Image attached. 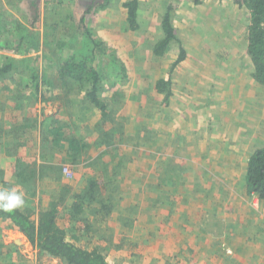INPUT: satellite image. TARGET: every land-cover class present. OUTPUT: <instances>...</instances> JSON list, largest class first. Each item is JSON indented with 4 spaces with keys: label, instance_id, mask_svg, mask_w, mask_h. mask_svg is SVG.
Instances as JSON below:
<instances>
[{
    "label": "rangeland",
    "instance_id": "1",
    "mask_svg": "<svg viewBox=\"0 0 264 264\" xmlns=\"http://www.w3.org/2000/svg\"><path fill=\"white\" fill-rule=\"evenodd\" d=\"M34 1L0 0L1 41L24 37L26 54L32 35L50 45L16 56L30 59L13 65L24 74L0 75V129L9 128L0 134V146L9 150H0V169L10 187L25 192L24 209L48 210L69 187L58 225L71 241L98 250L110 264H264V201L248 195L246 183L249 161L264 148V98H237L242 109L232 110L239 111L238 121L255 119L258 131L231 136L224 125L214 127L215 116L200 108L206 88L199 84L200 62L193 59L198 46L187 47L190 55L176 67L183 43H173L164 56L154 53L164 38L165 10L150 17L152 0L140 1L137 31L125 6L131 0ZM88 28L105 43V56L97 54L98 61L85 40ZM3 53L0 68L6 66ZM113 55L124 71L109 67ZM72 58L102 70L104 112L89 98L92 81L60 76V67ZM159 81L170 82L168 100L156 86ZM23 100L25 124L31 127L24 133L10 119L20 115L16 110ZM20 145L29 152L14 151ZM67 150L75 161L67 164L72 177L53 180L59 170L50 172L49 165L55 166L57 156L68 159ZM16 153L33 170L17 179ZM97 178L111 183L109 189L97 192L87 214L73 220L64 207ZM0 264L66 263L43 254L10 221L0 219Z\"/></svg>",
    "mask_w": 264,
    "mask_h": 264
},
{
    "label": "trees",
    "instance_id": "2",
    "mask_svg": "<svg viewBox=\"0 0 264 264\" xmlns=\"http://www.w3.org/2000/svg\"><path fill=\"white\" fill-rule=\"evenodd\" d=\"M141 0H131L130 2L126 3V8L128 9V19L130 23V27L133 31H137L139 28L138 25V10L140 6ZM34 3H37V0L34 1ZM95 1H93L92 4H94ZM242 4L250 11L251 13V25L249 28V54L252 58V61L255 66V73L254 78L264 86V0H244ZM107 5H99L100 10H104ZM174 6L173 4L169 8V10H173ZM92 10L86 11L85 15H83V18L80 20V23L83 25L87 21V16L90 14ZM70 14V13H69ZM171 14L165 15V19L162 24V29L164 33V38L157 44L156 49L154 53L157 56H164L170 49L171 45L175 42L178 43L181 46L180 40L178 39L175 28L173 25V18L170 16ZM68 17L71 18V20H74L73 15H68ZM4 21V22H3ZM1 22V29L4 28L5 20ZM57 25V24H56ZM52 28V27H51ZM49 29V28H48ZM47 35V34H46ZM10 36V34H9ZM48 36V35H47ZM3 37L0 31V38ZM18 39L17 40L15 39ZM31 39V46L30 51L28 52H38L40 50L41 44H44V46H50L47 42V39L41 41V38H39L37 35L30 36ZM85 40L87 45L90 43L92 50L90 51V54L93 55L95 60L98 61L99 57L97 54L102 58L105 56V50L104 46L105 43L101 40L93 38L92 32L90 28L85 29ZM23 41L24 37H16L12 36L10 39L4 41L0 40V50L4 51V55H2L1 60L2 62H5L6 66L3 68H0V75H7L12 72H22L23 74L25 71L23 69H14L13 65L19 64L22 65V63H25L27 61H30V59L22 58L17 59L16 56H22L27 55L26 52L23 53ZM13 44L16 45V47H11L9 49V45L11 46ZM88 51V50H87ZM89 52V51H88ZM8 53V54H6ZM9 54H12L13 56H9ZM87 55V54H86ZM186 51L183 47L180 49V54L178 57L177 62L174 64L173 67H176L179 63L183 62L186 58ZM87 58V57H85ZM39 62V57H35V62ZM111 69L112 67L120 68L118 63V58L113 55L109 58ZM63 67H60L59 74L63 78H69L79 81H92L93 87L91 92H89V98L98 107H100V110L104 112V106L99 98V93L102 92V81H103V73L97 69L100 68H89L87 60H80L78 61L75 58L67 59L65 63L62 65ZM124 71V69H122ZM38 79V80H37ZM34 80L36 81L37 88H39V78L36 75ZM49 85L50 82H48ZM21 85V84H20ZM45 85H47L45 83ZM170 82L168 81H159L157 82L156 86L160 93L166 94V99L168 100L172 93L170 91L168 92ZM19 88V86L17 87ZM21 91L20 89L15 90ZM18 109L16 110L18 113H20L19 116H11L14 120V123L17 125L15 128H18V132L24 131L26 129H30L31 127L27 126L25 122L26 119V110L27 105L25 100L19 103ZM28 105H30V101L28 102ZM23 121V122H22ZM19 122V123H18ZM7 128V127H6ZM9 129V128H8ZM8 129H0V134L5 135V131ZM8 136H12L11 133L8 131ZM18 136H21L18 134ZM30 144V143H28ZM4 145V144H3ZM27 144L25 143V146ZM24 146V148H25ZM0 150L3 153H7L9 151L8 147H4L5 149H2V146H0ZM23 148V149H24ZM19 150H22V146H15L14 151H16L19 154ZM29 152L28 150H25L23 152ZM16 153V154H17ZM68 155V159H59L58 156L55 157V166H51L50 172L58 171V176L55 173V175H52L53 180L56 178V180L61 181L64 176V168L69 167L68 165L71 164V166L75 163L74 159L72 158L73 152L72 150L66 151ZM14 155V157H17V160L15 163L16 169L15 172L16 175L13 177L15 179L19 177H23L27 174L28 170H32V168H28V166L23 163L22 160L18 159L19 155ZM43 156V155H42ZM30 160V159H28ZM68 164V165H67ZM74 166V165H73ZM248 171H247V193L248 195H253L256 198H259L261 201H264V148L257 150V152L253 155L251 160L249 161L248 165ZM40 169H44V166H38ZM36 169V168H35ZM37 170V169H36ZM41 173V172H40ZM42 175V173H41ZM40 175V176H41ZM6 175L4 173V170L0 169V186H7L10 187L8 182L6 181ZM111 183H106L103 180H99L98 178L93 180H89L86 185V192L81 195H76L77 201L73 202L69 206H65L64 209H67V211L71 214V218L73 220H77L78 215L80 214H87V211L90 210L91 205L95 202L97 197V192H104L105 189H109ZM84 189V191H85ZM69 193V187H64L62 191L60 192V196L56 201H54L51 204V208L48 210H43L39 213L35 212L33 209H23L22 211H18L13 214H7L0 212V219L2 220H8L10 221L14 227L21 232L29 241L32 243L33 246L40 249V251L54 259H59L63 261L66 264H110L103 253H100L98 250H89L84 245H79L77 242H73L68 238L67 232L62 229L58 224V217L60 214L59 206H61L65 202V195ZM111 214V213H110ZM109 217V215H108Z\"/></svg>",
    "mask_w": 264,
    "mask_h": 264
},
{
    "label": "crops",
    "instance_id": "3",
    "mask_svg": "<svg viewBox=\"0 0 264 264\" xmlns=\"http://www.w3.org/2000/svg\"><path fill=\"white\" fill-rule=\"evenodd\" d=\"M243 1L152 0L150 6V17H159V13L164 10L162 17L169 13L175 17V33L188 56L190 52L187 47L198 46L194 48L198 57L193 59L200 62L199 84L203 89L206 88L200 93V102H203L200 108L215 116L214 127L216 123L217 126L224 125V132L231 136H240L241 133L255 136L258 131L255 119L247 117L238 121L241 118L238 117L239 111L232 110L242 109L240 103L236 104L237 98L241 94L249 100L262 101L264 98V87L254 78L255 66L249 54L251 13L242 4ZM172 4L174 9L169 10ZM198 27L199 33L195 32ZM196 39L198 43L193 41ZM111 44L119 47L113 41ZM175 44L174 47L177 46ZM233 124H239L240 127Z\"/></svg>",
    "mask_w": 264,
    "mask_h": 264
},
{
    "label": "clouds",
    "instance_id": "4",
    "mask_svg": "<svg viewBox=\"0 0 264 264\" xmlns=\"http://www.w3.org/2000/svg\"><path fill=\"white\" fill-rule=\"evenodd\" d=\"M26 206L25 192L15 187L0 186V212L13 214Z\"/></svg>",
    "mask_w": 264,
    "mask_h": 264
},
{
    "label": "built area",
    "instance_id": "5",
    "mask_svg": "<svg viewBox=\"0 0 264 264\" xmlns=\"http://www.w3.org/2000/svg\"><path fill=\"white\" fill-rule=\"evenodd\" d=\"M72 170L69 167L64 168V174L68 177H72Z\"/></svg>",
    "mask_w": 264,
    "mask_h": 264
}]
</instances>
